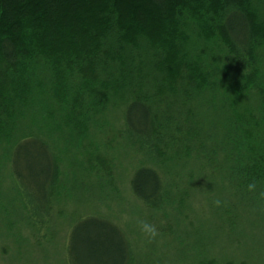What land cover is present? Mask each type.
<instances>
[{
    "label": "trees",
    "instance_id": "trees-1",
    "mask_svg": "<svg viewBox=\"0 0 264 264\" xmlns=\"http://www.w3.org/2000/svg\"><path fill=\"white\" fill-rule=\"evenodd\" d=\"M108 109H120V136L141 157L129 184L145 206L159 208L164 178L182 174L264 193V0H0V162L20 194L40 193L37 209L26 196L23 209L38 248L49 243L44 199L61 174L52 129L92 148ZM64 255L135 258L102 216L77 223Z\"/></svg>",
    "mask_w": 264,
    "mask_h": 264
},
{
    "label": "rangeland",
    "instance_id": "rangeland-1",
    "mask_svg": "<svg viewBox=\"0 0 264 264\" xmlns=\"http://www.w3.org/2000/svg\"><path fill=\"white\" fill-rule=\"evenodd\" d=\"M108 110L109 125L103 131L92 129V148L78 142L71 130L52 129L51 147L61 174L51 184L53 196L44 199L52 207L46 249L33 245L23 210L28 203L24 196L35 210L40 193L20 194L18 183L8 176V164L0 162V264H66V237L87 216H102L122 228L131 242L134 264H264V195L234 193L220 177L190 180L182 174L164 178L170 187L159 208L145 206L129 184L141 157L120 136V109ZM186 166L185 171L190 169ZM28 178L24 186L37 187ZM141 222L153 226L156 235L141 231Z\"/></svg>",
    "mask_w": 264,
    "mask_h": 264
},
{
    "label": "clouds",
    "instance_id": "clouds-1",
    "mask_svg": "<svg viewBox=\"0 0 264 264\" xmlns=\"http://www.w3.org/2000/svg\"><path fill=\"white\" fill-rule=\"evenodd\" d=\"M249 190H251L254 185H249ZM261 195H264V193H262ZM217 204H219V201H216ZM140 227H141V231H143L144 233H146L149 236H155L156 235V231L155 228L147 223H140Z\"/></svg>",
    "mask_w": 264,
    "mask_h": 264
}]
</instances>
